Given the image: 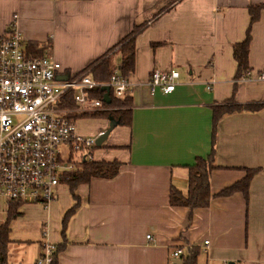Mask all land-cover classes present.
<instances>
[{
  "label": "crops",
  "instance_id": "1",
  "mask_svg": "<svg viewBox=\"0 0 264 264\" xmlns=\"http://www.w3.org/2000/svg\"><path fill=\"white\" fill-rule=\"evenodd\" d=\"M263 3L0 0V36L14 22L28 54L38 44L41 54L69 73L83 71L141 27L127 77L133 85L131 126L116 125L95 151L101 152L97 160L120 162L118 174L79 184L75 197L60 185L45 207L17 205L6 264H35L42 231L59 248L57 264H170L176 248L183 250L182 262L194 248L197 264H264V108L223 116L213 154L210 109L228 100L264 102V82L235 79L232 55L233 44L245 38L248 8ZM120 62L118 54L114 63ZM248 64L246 73L264 71V11L251 29ZM155 69L179 71L173 92H149L146 83ZM206 81L214 82L211 90L201 83ZM108 124L100 121L89 133ZM197 156L211 161L210 202L189 219V209L171 206L168 196L171 186L186 193L187 166ZM255 168L260 170L250 179L248 199L238 191L218 195L243 179L244 169ZM8 209H0V226Z\"/></svg>",
  "mask_w": 264,
  "mask_h": 264
},
{
  "label": "built area",
  "instance_id": "2",
  "mask_svg": "<svg viewBox=\"0 0 264 264\" xmlns=\"http://www.w3.org/2000/svg\"><path fill=\"white\" fill-rule=\"evenodd\" d=\"M25 38L13 22L0 36V200L6 204L47 206L57 196L63 176L82 170L94 161L95 138L76 132V119L83 114L107 111L108 97L122 98L132 89L118 69L106 81H98L89 71L69 73L48 56L27 53ZM179 71L151 72L146 83L150 93L173 92ZM242 82H264V71L245 73ZM211 90L213 81L201 82ZM102 91L101 98L96 93ZM68 100L73 106H67ZM45 241L35 264H55L56 245ZM151 241V235H146ZM204 244H209L204 241ZM183 250L169 253L168 262L181 259ZM222 264H227L223 262Z\"/></svg>",
  "mask_w": 264,
  "mask_h": 264
},
{
  "label": "trees",
  "instance_id": "3",
  "mask_svg": "<svg viewBox=\"0 0 264 264\" xmlns=\"http://www.w3.org/2000/svg\"><path fill=\"white\" fill-rule=\"evenodd\" d=\"M76 1V0H75ZM85 1V0H77ZM264 11V3L248 8L249 23L245 32V38L232 46V55L237 63V72L235 79H238L241 75L248 72V49L251 41V29L253 25L259 20L260 14ZM141 27L135 28L128 36H126L120 44L116 45L109 53L98 59L94 63L90 64L86 69L81 72L89 71L93 77L98 81H105L110 78L114 70L118 69L120 74L124 77H128L134 69V55H135V37ZM33 48L31 54L33 56H43L40 53L38 44L30 45ZM118 48V49H117ZM115 49H117L116 52ZM121 55V62L117 67L114 63V57ZM97 98H101L103 95L102 91L95 92ZM110 109L107 111H101L92 114H83V117L90 116H101L114 121L117 125L131 126L132 123V95L130 91H127L122 98L109 97V103L105 104ZM67 106L72 108V101L68 100ZM264 108V102L259 103H244L239 104L233 100H228L223 103L211 105L212 111V129H211V143H212V154L215 152L216 146V131L218 122L220 119L228 114L244 112V111H258ZM207 159L197 156L192 165H188L187 175V191L182 193L179 189L171 186L169 190V204L174 207L182 206L187 207L190 211L189 219L192 218L193 210L197 208L207 207L210 202V189H209V163ZM121 166L120 162L117 161H92L83 163L82 170H75L69 172L63 176V181L70 188L72 196L75 197V189L79 184L88 183L93 177L98 178H114ZM214 166V165H213ZM212 166V167H213ZM246 175L243 179L236 182L230 187H227L219 192L218 195H229L233 192H241L246 199H248V188L250 179L260 170L255 169H244ZM17 205L11 204L8 209V216L6 222L0 226V264H6L7 257V246L9 241V224L15 216V210ZM70 209L66 215L72 210ZM66 217L63 218V225L66 224ZM57 249H59L57 247ZM189 255L183 259L182 264H197L196 257L197 253L194 248L189 249ZM57 252V251H56ZM59 252V250H58ZM55 264L57 259L55 257ZM238 264V263H237Z\"/></svg>",
  "mask_w": 264,
  "mask_h": 264
},
{
  "label": "rangeland",
  "instance_id": "4",
  "mask_svg": "<svg viewBox=\"0 0 264 264\" xmlns=\"http://www.w3.org/2000/svg\"><path fill=\"white\" fill-rule=\"evenodd\" d=\"M117 49H115L114 52H116ZM89 75L93 77L92 73H89ZM100 121H102L105 125L108 124V122H109L107 120V118L101 117V116L78 117L76 119V122H75L76 132L79 135L83 136V137H93V138H95L98 135L97 134H90L89 132H90V130H95L97 128V125L100 123ZM106 128H107V126L105 127L104 130H106ZM102 145H103V143H102ZM101 146H98L95 149H98V148L100 149ZM98 155H101V152H98V153L96 152V154L94 153V161H100V160H97L98 157L96 158V156H98ZM34 206H41V207L43 206L44 207V205H40V204H37V205H34ZM0 209H3V211L6 210V203L4 201H2V200H0Z\"/></svg>",
  "mask_w": 264,
  "mask_h": 264
},
{
  "label": "water",
  "instance_id": "5",
  "mask_svg": "<svg viewBox=\"0 0 264 264\" xmlns=\"http://www.w3.org/2000/svg\"><path fill=\"white\" fill-rule=\"evenodd\" d=\"M104 101L106 103H109V97H108L107 93L104 95ZM116 125H117V123H115L114 121H110L108 128L101 135H99L97 137V139L95 141L97 147L101 146V144L107 139L110 131H112ZM171 264H182V261L177 259V260H174L173 263H171ZM229 264H235V263L229 262Z\"/></svg>",
  "mask_w": 264,
  "mask_h": 264
}]
</instances>
